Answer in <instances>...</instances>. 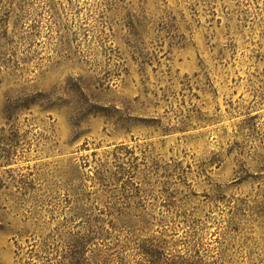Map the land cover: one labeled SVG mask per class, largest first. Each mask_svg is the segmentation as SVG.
Wrapping results in <instances>:
<instances>
[{"label":"rangeland","instance_id":"obj_1","mask_svg":"<svg viewBox=\"0 0 264 264\" xmlns=\"http://www.w3.org/2000/svg\"><path fill=\"white\" fill-rule=\"evenodd\" d=\"M148 260L264 264V0H0V264Z\"/></svg>","mask_w":264,"mask_h":264},{"label":"trees","instance_id":"obj_2","mask_svg":"<svg viewBox=\"0 0 264 264\" xmlns=\"http://www.w3.org/2000/svg\"><path fill=\"white\" fill-rule=\"evenodd\" d=\"M147 255L149 256V257H151L152 255H150V252H147ZM148 264H170L169 262H167V261H163L162 263H156V262H151V261H149L148 260Z\"/></svg>","mask_w":264,"mask_h":264}]
</instances>
